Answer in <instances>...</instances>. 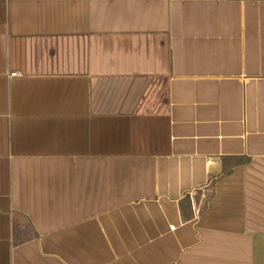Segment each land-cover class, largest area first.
<instances>
[{"label":"crops","instance_id":"0c3cea01","mask_svg":"<svg viewBox=\"0 0 264 264\" xmlns=\"http://www.w3.org/2000/svg\"><path fill=\"white\" fill-rule=\"evenodd\" d=\"M0 264H264V0H0Z\"/></svg>","mask_w":264,"mask_h":264}]
</instances>
